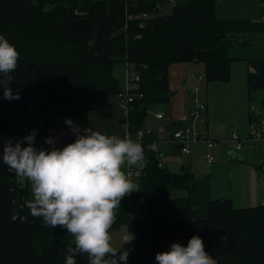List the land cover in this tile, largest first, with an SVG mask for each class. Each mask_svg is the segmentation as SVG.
Listing matches in <instances>:
<instances>
[{
    "label": "trees",
    "instance_id": "16d2710c",
    "mask_svg": "<svg viewBox=\"0 0 264 264\" xmlns=\"http://www.w3.org/2000/svg\"><path fill=\"white\" fill-rule=\"evenodd\" d=\"M217 1L176 0L170 13L144 19L130 15L152 12L170 0H129L112 12L106 0H93L83 14L57 0H0V34L20 53L18 66L10 73V87L20 98L4 99L0 87L2 152L12 136L21 139L32 131L30 107L49 128L60 118L88 117L103 98L118 96L123 89L113 74L117 61H126L138 75L142 93L128 112L133 137L144 127L149 110L169 103L172 64L202 61L208 82L230 80L233 57L222 45L235 37L212 38L208 50L195 48V32L215 18ZM145 160L137 177L141 185L137 202L139 198L143 202L120 205L110 229L126 224L135 235L124 245L128 264H157L158 252L170 250L173 242L187 246L194 235L203 239L217 264H264V205L235 207L230 198H215L208 217L196 219L191 169L173 172L160 165L159 156ZM180 190L188 194H178ZM28 199V182L19 183L0 159V264H65L72 238L64 229L45 225L42 217H33L25 206ZM75 259L76 264H88L86 254Z\"/></svg>",
    "mask_w": 264,
    "mask_h": 264
},
{
    "label": "crops",
    "instance_id": "0c3cea01",
    "mask_svg": "<svg viewBox=\"0 0 264 264\" xmlns=\"http://www.w3.org/2000/svg\"><path fill=\"white\" fill-rule=\"evenodd\" d=\"M57 1L71 12L83 14L89 12L93 0ZM127 1L106 0L111 12ZM174 5L160 4L161 8L148 12L147 17H141L148 19L161 13H170ZM224 36L236 38L222 45L233 57L231 79L208 82L204 77L198 78L199 75H205V64L202 61L172 64L169 68V81L173 95L164 107L149 110L142 127L156 131L159 125H171L187 117L192 106L191 90L197 87L195 84L198 85V97L207 105L208 120L205 127L211 136L223 141L214 149L217 159L211 164L206 162L204 153L207 146L203 142L196 143L190 154L180 153L170 145L161 146L162 154L142 146L145 159L159 156L160 165L173 172H180L185 166L191 169L194 174L191 200L193 217L196 219L208 217L209 203L215 198H230L234 205L238 204L235 207L256 206L264 198V184L259 182L264 173V145L247 141L249 146L238 150L229 140L234 131L242 138H247L253 123L261 125L264 131V0H218L215 18L195 32V48L199 51L211 49L210 40ZM128 72L126 61H117L113 66V74L122 89L128 82ZM159 111L164 112V118L156 117ZM128 112L127 106L113 94L103 98L99 108L88 117H77L74 121L79 127L78 122L84 121L85 129L91 127L94 131L131 139L133 136L128 127ZM66 125L65 120L60 125H54L55 133ZM40 128L34 141L35 146L51 150L53 145L45 142L47 136L44 127ZM55 147L60 148L57 143ZM194 149L201 153H194ZM128 168L125 165L127 175ZM137 194L133 192L123 198L124 204L137 206Z\"/></svg>",
    "mask_w": 264,
    "mask_h": 264
},
{
    "label": "clouds",
    "instance_id": "9594fccd",
    "mask_svg": "<svg viewBox=\"0 0 264 264\" xmlns=\"http://www.w3.org/2000/svg\"><path fill=\"white\" fill-rule=\"evenodd\" d=\"M19 56L15 45L0 34V87L9 101L20 98L10 87V73L16 70ZM65 124L76 136L66 146L55 147L56 140L49 136L45 142L53 145L51 150L37 148L38 130H34L14 144L10 139L4 143L0 159L15 172L19 183L29 182L31 198L25 206L31 215L42 217L47 226L66 230L72 238L65 264H76L80 254L87 255L88 264H128L129 250L124 245L135 235L122 234L121 250L113 246L110 229L122 199L141 190L124 167H145L144 150L131 139L91 127L82 133L72 118ZM155 260L157 264H217L199 235L191 237L187 246L173 242L170 250L158 252Z\"/></svg>",
    "mask_w": 264,
    "mask_h": 264
},
{
    "label": "built area",
    "instance_id": "2783aa9c",
    "mask_svg": "<svg viewBox=\"0 0 264 264\" xmlns=\"http://www.w3.org/2000/svg\"><path fill=\"white\" fill-rule=\"evenodd\" d=\"M170 2L175 4L176 0H170ZM158 8H161L160 4L154 8V11ZM142 15L147 17L149 13L143 12L141 14L130 15V18L141 17ZM127 66L129 70L128 82L126 87L118 93V98L127 106L129 110L131 109V104L135 98L137 96L141 97L142 93H138V85L136 82L138 75L129 68L128 63ZM191 92L192 106L187 114V117L180 121L181 124L179 126L162 124L157 127L156 131L150 127L140 128L131 140L139 143L141 146L153 149L158 154H162L161 146L164 145H170L173 149L178 150L180 153L190 154L196 143L203 142L207 146V150L204 153L205 160L209 164L213 163L217 159L214 149L218 146L219 142L223 141L217 140L211 136L208 129L205 127L208 120L207 105L199 99L198 87H194ZM156 117L162 119L164 118V113L159 111L156 113ZM41 129L42 128H40V130ZM69 129L70 126L67 125L62 129H59L58 133H55V127L44 128V131H46L47 137L52 136L60 148H62L76 139L75 134ZM31 132H33V130ZM159 135L162 136L160 137ZM19 139L20 138L17 136L10 140L14 144ZM229 140L235 142L236 149L238 150L243 148V144L247 141L264 142L263 127L259 124L253 123L251 125L250 135L247 138H242L237 131H234L232 132ZM24 146H27L26 142L24 143ZM1 152L2 145L0 144V154ZM140 175L141 171L134 166L128 168V176L131 180L137 179ZM260 181L264 183V173L261 175ZM261 204L264 205V198L262 199Z\"/></svg>",
    "mask_w": 264,
    "mask_h": 264
},
{
    "label": "rangeland",
    "instance_id": "374dc122",
    "mask_svg": "<svg viewBox=\"0 0 264 264\" xmlns=\"http://www.w3.org/2000/svg\"><path fill=\"white\" fill-rule=\"evenodd\" d=\"M119 64H121V63H119ZM195 72V71H194ZM197 72V71H196ZM202 74V73H201ZM199 77H204V75L202 74V75H199L198 76V78ZM195 86H197L198 87V85L197 84H195ZM194 88V87H193ZM199 88H200V86H199ZM164 113V112H163ZM29 120H30V123L32 124V128L33 129H35V130H38V128L39 127H44V125L42 124V122H41V118H40V116H39V114L32 108V107H30V109H29ZM13 119L16 121V127L17 128H19V126H18V119L16 118V117H13ZM61 120V118L60 119H58L57 121H56V125H60V122L62 123V122H64V120H66L65 118H63L62 119V121H60ZM78 124L81 126L80 127V129H81V132L83 133V131H84V129H85V127H84V121H79L78 122ZM36 135H39L38 133L36 134ZM234 145H235V142H232ZM259 143H261L262 145H264V142H259ZM259 143H258V145H259ZM232 146V145H231ZM243 146L245 147V146H249V144L247 143V142H245L244 144H243ZM196 148V147H195ZM194 153H196V154H200L201 152H195V149H194V151H193ZM206 164V163H205ZM208 166V165H207ZM261 174H262V170H261ZM259 180V179H258ZM135 183H137L138 185H139V187L141 188V185H140V181L138 180V182H137V179H134L133 180ZM259 182H260V184H264L262 181H260L259 180ZM29 189H30V184H29ZM138 192H140V190L139 191H135L134 193H138ZM178 194H181V195H187L188 193H187V191L186 190H180L179 192H178ZM136 195V194H135ZM31 198V189H30V193H29V199ZM124 200L122 199V204H124L125 202H123ZM236 206L238 205V204H235ZM136 215L138 216V217H141L142 216V213H139V212H137L136 213ZM124 233H129V229H128V225H126V224H123V225H121L120 227H118V228H116V229H114V230H112V231H110V234L112 235V243H113V246H115V247H118V248H122V241H121V239H120V237L122 236V234H124Z\"/></svg>",
    "mask_w": 264,
    "mask_h": 264
},
{
    "label": "water",
    "instance_id": "95a60500",
    "mask_svg": "<svg viewBox=\"0 0 264 264\" xmlns=\"http://www.w3.org/2000/svg\"><path fill=\"white\" fill-rule=\"evenodd\" d=\"M143 202V199L140 198L139 201H138V205L141 204Z\"/></svg>",
    "mask_w": 264,
    "mask_h": 264
}]
</instances>
